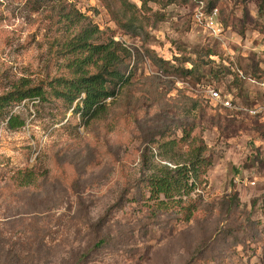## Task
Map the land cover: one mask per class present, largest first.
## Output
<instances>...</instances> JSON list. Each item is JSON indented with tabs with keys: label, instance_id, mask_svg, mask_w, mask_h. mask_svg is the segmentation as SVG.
<instances>
[{
	"label": "rangeland",
	"instance_id": "1",
	"mask_svg": "<svg viewBox=\"0 0 264 264\" xmlns=\"http://www.w3.org/2000/svg\"><path fill=\"white\" fill-rule=\"evenodd\" d=\"M70 2L132 51L121 68L135 97L145 82L171 89L138 119L125 111L124 88L98 121L74 116L77 102L8 107L25 125L0 120V264H264V114L223 109L205 92L218 88L243 107L263 100L264 0H217L218 33L196 21L191 0H153L143 36L118 27L100 0ZM56 6L0 0V88L49 69ZM201 140L212 159L201 184L157 209L143 189L151 168L188 160ZM28 167L38 179L18 188L11 176Z\"/></svg>",
	"mask_w": 264,
	"mask_h": 264
},
{
	"label": "trees",
	"instance_id": "2",
	"mask_svg": "<svg viewBox=\"0 0 264 264\" xmlns=\"http://www.w3.org/2000/svg\"><path fill=\"white\" fill-rule=\"evenodd\" d=\"M38 1L40 7H43L50 0ZM54 1L57 6L47 45L49 69L39 74L34 82L28 77H20L0 88V120L6 122L8 129L15 130L25 125V120L19 115H9L8 107L28 99H57L71 108L77 102L73 115L80 113L85 122L106 117L110 110L108 99L115 97L121 88L125 90V111L129 113V107L136 119L147 102L163 107L171 88L162 95L157 83L145 82L140 88H136L142 91L140 98L135 97L130 77L121 68L131 61L132 51L112 37L104 38V31L94 23L92 17L84 14L70 0ZM100 1L122 30L135 36L148 33V13L152 9L150 2L153 0H140L141 6L131 0ZM207 4L209 7L217 6V0H209ZM146 51L152 60H158L150 49L147 48ZM142 57L143 54L138 53V59ZM194 67L183 68L182 72L192 75ZM183 99L185 103L195 102V98L191 96L183 95ZM113 118L114 113L110 119H105V128H110ZM187 133L186 131V135ZM171 142L175 143L177 140ZM206 149L201 140L196 146H191L188 160H175L174 166L159 163L151 168L152 172L146 176L143 189L150 193V198L157 200V209L169 210L180 203L185 195L197 189L202 182L201 176L206 174L212 164V159L206 155ZM37 179L35 169L29 167L20 168L11 176V182L18 188L32 185Z\"/></svg>",
	"mask_w": 264,
	"mask_h": 264
},
{
	"label": "built area",
	"instance_id": "3",
	"mask_svg": "<svg viewBox=\"0 0 264 264\" xmlns=\"http://www.w3.org/2000/svg\"><path fill=\"white\" fill-rule=\"evenodd\" d=\"M195 3L196 13L195 19L197 22L204 23L209 28L213 29L214 32L218 33L223 30V23L220 18V10L218 6L209 7L205 0H192ZM264 95V81L260 82ZM207 98L211 104L219 105L223 109L231 111L245 110L251 115H257L259 113L264 114V98L259 103L250 107H243L236 103L233 96L230 93H222L218 88L209 87L205 90Z\"/></svg>",
	"mask_w": 264,
	"mask_h": 264
}]
</instances>
